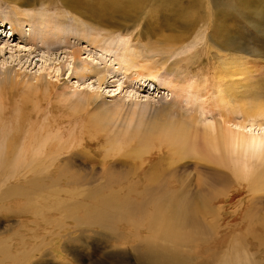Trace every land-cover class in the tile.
<instances>
[{
	"label": "rangeland",
	"instance_id": "1",
	"mask_svg": "<svg viewBox=\"0 0 264 264\" xmlns=\"http://www.w3.org/2000/svg\"><path fill=\"white\" fill-rule=\"evenodd\" d=\"M23 2L25 5H19ZM47 4L66 7L72 15L101 32L127 33L124 36L129 37L131 44H136L134 47L140 51H130L131 54L138 53L139 56L134 64L127 66L117 61L114 51L107 54L96 45L72 36L58 40L46 38L43 44L39 40L32 42V38L27 37L28 31L25 36L16 31L9 32V15H5L0 7V92H9L12 100H18L22 105L8 106L3 119L10 120L15 108L20 110L24 124L27 120L37 125L38 121L43 122V118L55 119L61 123L63 137H75V140L79 138L80 125L85 119L105 111L117 112L118 118H125L127 113L135 110L137 119L140 113L153 116L161 111L163 115L170 113L180 119L193 115L199 117L200 122L204 117L209 120L210 115L203 117L201 103L211 105L206 109L214 115L218 111L217 105L203 99L194 105H187L185 101L174 104L176 96L164 82L169 75L175 79L188 74L199 78L196 86L203 93L204 88L214 85L211 78L218 75L219 67L214 69L221 63L218 51L224 52L228 58L240 57L250 74L249 80H243L235 90L239 102L231 105L252 107L255 103H264V0H0L4 7L17 6L23 10H44ZM73 51L78 52L80 60L71 59ZM195 51L202 52L203 59L209 58L210 64L198 66L209 68V73L193 74L195 67L188 71L184 68L185 62H180ZM144 63H154L159 72L151 77L144 73L142 78L134 79L138 67ZM82 65L87 72L80 74L77 69H82ZM21 97H36L48 105L24 106ZM186 97L192 98L193 95L187 94ZM165 108L167 111L162 110ZM84 145L85 142L78 147L74 145L72 152L76 155L60 163V168L51 173L52 179L42 182L44 188L25 187L15 199L0 196V264H10L6 251L20 257L29 253L26 264H154L157 260L158 264H174L170 255L175 257L177 252L174 253L173 249L181 253V261L176 259L178 264H222L232 246L240 247L237 237L243 236L246 244L243 243V247L264 264V247L259 248L254 238L257 234L263 236L264 230L257 228L258 221L249 223L250 219L236 216L187 222V229L192 233L209 231L208 235H218L213 239L208 236L210 242L196 252L180 242L183 247L175 246L172 240L163 243L158 237L154 239L149 227L143 231L141 239L109 249L111 244L127 243L120 240L119 234L122 229L127 230L131 216L125 217V214L118 219L116 225L120 229L114 231L80 225L74 214L81 215L91 206L95 207L93 197H111L115 203L122 204L124 201L135 202L140 205L142 216L149 224L160 209L158 179L166 178L171 182L170 186H179V194L192 193L199 200L205 196L209 201L212 199L210 206L222 203L230 187L222 186L226 184H221L220 179L206 171V187L217 194L198 191L197 173L191 165L185 164L193 163L192 160L181 162L174 175H158L157 167V172L152 173L156 179L150 182L141 176H133L127 170L128 160L116 157L114 174L122 180L137 177L140 181L107 189L99 170L102 149L93 143L85 148ZM64 171L77 179L65 184ZM9 178V173L0 172L1 190L11 184L13 180ZM4 179L8 180L6 185ZM220 187L225 191L218 189ZM120 208H116L119 215L122 214ZM124 212L128 213L126 208ZM53 253L57 254V261Z\"/></svg>",
	"mask_w": 264,
	"mask_h": 264
},
{
	"label": "bare ground",
	"instance_id": "2",
	"mask_svg": "<svg viewBox=\"0 0 264 264\" xmlns=\"http://www.w3.org/2000/svg\"><path fill=\"white\" fill-rule=\"evenodd\" d=\"M22 4L25 5L24 2L19 3V5ZM59 6L47 4L44 10H23L17 6L4 7V5H0L3 7V13L9 15V32L16 31L18 35H24L28 31V39L32 38V42L39 40L42 44L46 38L58 40L72 36L86 40L93 46L96 45L107 54L114 51L113 56L119 63L127 66L134 64L139 55H137L138 53L131 54L130 51L135 53L137 49L139 51V48L136 49L134 47L136 44L132 45L129 37L124 36L127 33L122 34L116 30L101 32L72 15L65 9L66 7ZM34 7L35 5H33ZM117 51L119 52L117 53ZM201 53L195 51L180 62H185L184 68L188 71L195 67L193 74L199 72L207 74L210 72L209 68H198L205 63L206 65L210 64L209 58L203 59ZM218 53L221 63L214 68L216 70L219 67L218 75L211 78L215 82L214 85L204 88L203 93L196 86L199 78L188 74L183 78L175 77V79L169 75L164 82L169 86L170 91H173L172 95L176 96L173 99L174 104L185 101L187 105H194L197 100L203 99L207 100L205 101L207 103L212 102V105H217L218 111L214 115L209 109H206L211 105L206 106V103H201L203 117L205 114L210 115L209 120L204 117L201 122L199 117L196 118L193 115L186 119H180L170 113L163 115L161 111L153 116L140 113L138 119L135 117V110L127 113L125 118H118L117 112L105 111L96 114L94 118L85 119L80 125L79 138L75 140V137H63L61 123L55 119L43 118V122L37 120V125H33L34 122L30 124L27 120L25 125L21 122L20 110L18 111L17 108L13 109V117H10V120L3 119L5 111L7 112L9 109L8 106L22 105H19L18 100L13 101L9 92H0V172L9 173V180H13L9 186L0 189V196L6 199H15L21 195V190L25 187L29 189L44 188L42 182L49 178L52 179L51 173H55L60 168V163L68 157L76 155L72 152L75 144L78 147L85 142V148L88 144L93 143L102 149L103 156L99 170L107 189L121 186L124 183L137 184L140 181L137 177H132V180L125 178L122 180L114 174L116 170L114 159L116 157H124L128 160L127 170L133 176H141L150 182L156 179L152 173L157 172V167L158 175H174L181 162L192 160L193 163L186 162L185 164L191 165L194 172L197 173L198 191L202 190L208 195L210 191L213 192L212 194H217L212 189L209 191L210 188L206 187V177H204L206 171L213 174L212 177L223 181L219 180L221 184H226L222 186L230 187V191L223 194L225 199H222V203H216L217 205L214 203L213 206H210L212 199L209 201L205 196L204 199L199 200L198 196L192 193L179 194L178 192L181 191L178 189L179 186H170L171 182L166 178L158 179V206L160 204V209L158 208V214L150 219L149 224L142 216L140 205L135 202L124 201L122 204L115 203L111 197L110 199L108 197H93L92 203L97 207L91 206L81 215L74 214L76 222L80 225L114 231L120 229L116 225L118 219L125 214V217L131 216L127 230L122 229L123 232L119 234L120 240L126 241L128 244L125 242L111 244L108 246L109 249L123 247L135 239H141L143 231L149 227L148 230L154 239L158 237L163 243L172 240L175 246H178L180 242L181 245L191 247L190 249L196 252L210 242L207 241L209 240L208 236L210 239L218 238L217 234L208 235L209 231L192 233V230H188L187 222L196 219L213 218L214 221V219L235 216L237 218L245 217L250 219L249 223L258 221L257 228L264 230V103H255L252 107L231 105L235 101L239 102L237 98L239 95L235 90L242 85L243 80H249L250 74L248 67L241 63L240 57L228 58L227 55H223L224 52L218 51ZM71 59L80 60L78 52L73 51ZM162 65L164 66L163 63ZM158 69L154 63H144L138 67L134 79L142 78L144 73L151 77L150 75L159 72ZM77 72L82 74L87 72V68L82 65V69H77ZM184 91H186V95L176 94ZM187 94L193 95V97L187 98ZM21 103L24 106L35 107L48 105L36 97H21ZM115 108L119 112L121 111L119 107ZM162 110L167 111L166 108ZM162 166H167V168L163 169ZM207 166L213 170H207ZM149 175L151 178H148ZM63 176L66 180L65 184L77 179L67 171H64ZM4 181L5 184L8 180L4 179ZM208 187L211 185L209 184ZM212 194L211 196H213ZM120 206L122 207L120 208ZM116 208L122 210L121 215L117 214ZM125 208L128 213L124 212ZM255 217H260V219L255 220ZM244 237H237L240 247L232 246L222 264H260V261L255 259V254H249L246 247H243ZM262 237H264L262 234L254 236L261 249L264 247V238ZM180 244L179 246L183 247ZM173 252H177V254L175 257L171 254L170 259L174 261V264H178L176 259L181 261V253L176 249H173ZM5 253L7 259H10V264H26V258L29 255V253H25V256L20 257L12 256L7 251ZM20 254L22 253L18 255ZM52 256L54 260L58 259L57 254L53 253ZM158 263L159 260L154 264Z\"/></svg>",
	"mask_w": 264,
	"mask_h": 264
}]
</instances>
